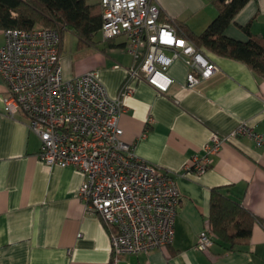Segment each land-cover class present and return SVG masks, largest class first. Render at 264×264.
Here are the masks:
<instances>
[{
	"label": "crops",
	"instance_id": "0c3cea01",
	"mask_svg": "<svg viewBox=\"0 0 264 264\" xmlns=\"http://www.w3.org/2000/svg\"><path fill=\"white\" fill-rule=\"evenodd\" d=\"M213 1L155 0L162 20L182 22L197 34L217 15ZM246 25L264 38V0H249L225 34L246 41L241 28ZM3 42L0 30V45ZM124 44L122 37L102 41L94 35L81 59L71 64L61 57L64 75L95 70L108 94L116 97L134 64ZM205 53L217 69L194 88L181 87L187 69L176 60L168 68L175 83L166 94L135 81L123 98L122 139L139 158L173 176L180 202L170 245L123 255L117 264H264V226L258 221L241 248L229 251L215 243L208 254L194 248L209 219L214 187L226 186L232 198L264 221V145L257 147L248 137L232 138L221 145L204 173L183 170L193 156L203 153L213 133L226 135L245 121L264 134V76L242 61ZM5 94L0 76V264H113L108 227L78 198L82 174L71 165L46 166L40 161L38 136L24 114H5Z\"/></svg>",
	"mask_w": 264,
	"mask_h": 264
},
{
	"label": "built area",
	"instance_id": "2783aa9c",
	"mask_svg": "<svg viewBox=\"0 0 264 264\" xmlns=\"http://www.w3.org/2000/svg\"><path fill=\"white\" fill-rule=\"evenodd\" d=\"M104 41L125 39L134 64L116 97H111L97 71L66 77L58 27L3 29L0 76L6 85L2 101L9 116L22 113L38 136V157L46 166L75 167L83 176L78 198L109 229L111 262L165 248L174 238L180 194L173 176L139 158L122 139L119 116L132 83L144 81L166 94L175 79L168 68L186 66L184 89L194 88L217 66L185 36L172 19L162 20L155 0H99ZM177 102V101H176ZM251 138L264 145V134L245 121L226 135L211 134L201 155L184 165L186 173H204L221 145L232 138ZM214 234L207 222L194 248L210 253Z\"/></svg>",
	"mask_w": 264,
	"mask_h": 264
},
{
	"label": "trees",
	"instance_id": "16d2710c",
	"mask_svg": "<svg viewBox=\"0 0 264 264\" xmlns=\"http://www.w3.org/2000/svg\"><path fill=\"white\" fill-rule=\"evenodd\" d=\"M249 0H214L217 15L201 33H194L184 23L176 22L178 29L204 53L210 51L220 56L244 62L256 73L264 76V38L252 34L249 26L241 27L247 33V40L228 37L226 28L234 16ZM102 11L100 3L88 0H0V30L8 28L30 29L39 25L58 27L60 30V51L63 32L76 36L80 45L92 43V38L101 28ZM206 54V53H205ZM259 220L241 203L232 198L226 186L211 189L209 198L210 231L214 244L232 251L241 248L249 240L254 222Z\"/></svg>",
	"mask_w": 264,
	"mask_h": 264
},
{
	"label": "rangeland",
	"instance_id": "374dc122",
	"mask_svg": "<svg viewBox=\"0 0 264 264\" xmlns=\"http://www.w3.org/2000/svg\"><path fill=\"white\" fill-rule=\"evenodd\" d=\"M40 26V24L38 25ZM96 40H102L101 33L98 32L96 35ZM85 48V45L82 46L79 44L78 39L75 35H73L69 31L63 32V40H62V46H61V57H63L65 60L70 59L71 64L75 63V61L82 58V52Z\"/></svg>",
	"mask_w": 264,
	"mask_h": 264
}]
</instances>
